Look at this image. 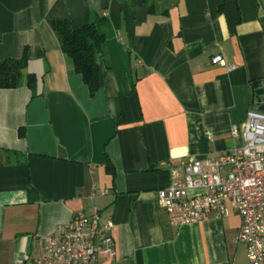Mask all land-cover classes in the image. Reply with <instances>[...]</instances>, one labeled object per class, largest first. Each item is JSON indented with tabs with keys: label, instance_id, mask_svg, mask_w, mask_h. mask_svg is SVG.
I'll return each instance as SVG.
<instances>
[{
	"label": "crops",
	"instance_id": "0c3cea01",
	"mask_svg": "<svg viewBox=\"0 0 264 264\" xmlns=\"http://www.w3.org/2000/svg\"><path fill=\"white\" fill-rule=\"evenodd\" d=\"M59 20L106 38L93 98L60 48ZM26 49L33 87L0 89V264L94 210L117 253L96 264L247 262L234 209L174 228L158 191L183 163L244 144L232 127L259 103L264 0H0V61ZM218 55L235 68L212 65Z\"/></svg>",
	"mask_w": 264,
	"mask_h": 264
},
{
	"label": "built area",
	"instance_id": "2783aa9c",
	"mask_svg": "<svg viewBox=\"0 0 264 264\" xmlns=\"http://www.w3.org/2000/svg\"><path fill=\"white\" fill-rule=\"evenodd\" d=\"M212 65H228L222 55ZM261 100L257 105H261ZM247 119L232 127L234 138L244 144L214 159H191L172 170V183L158 191V201L174 228L198 224L207 216L225 219L230 209L241 218L236 238L247 253L245 264H264V115L250 108ZM257 121V124H253ZM107 190L101 196L108 195ZM95 194L93 195V197ZM98 210L77 213L53 234L36 237L32 256L18 264H96L117 256L113 225L102 222ZM236 264V263H233Z\"/></svg>",
	"mask_w": 264,
	"mask_h": 264
},
{
	"label": "trees",
	"instance_id": "16d2710c",
	"mask_svg": "<svg viewBox=\"0 0 264 264\" xmlns=\"http://www.w3.org/2000/svg\"><path fill=\"white\" fill-rule=\"evenodd\" d=\"M53 30L58 38L60 48L67 59L71 62L75 72L82 77L88 88L90 97H95L101 90L100 55L106 42L104 35L100 34L96 24H87L74 29L69 21L59 20L53 23ZM28 50L20 59H6L0 61V89H15L20 87L26 80L28 86L34 85V75H25L29 63ZM20 130L19 135L23 136ZM107 173L115 175L114 167L107 166Z\"/></svg>",
	"mask_w": 264,
	"mask_h": 264
},
{
	"label": "water",
	"instance_id": "95a60500",
	"mask_svg": "<svg viewBox=\"0 0 264 264\" xmlns=\"http://www.w3.org/2000/svg\"><path fill=\"white\" fill-rule=\"evenodd\" d=\"M254 87L256 89V96L259 97L262 104L257 105L253 108V110L258 112L259 114L264 115V80L257 81L256 84H254Z\"/></svg>",
	"mask_w": 264,
	"mask_h": 264
}]
</instances>
